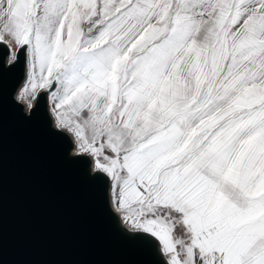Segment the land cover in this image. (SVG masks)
Instances as JSON below:
<instances>
[{
  "label": "snow or ice",
  "instance_id": "obj_1",
  "mask_svg": "<svg viewBox=\"0 0 264 264\" xmlns=\"http://www.w3.org/2000/svg\"><path fill=\"white\" fill-rule=\"evenodd\" d=\"M0 45L156 264H264V0H0Z\"/></svg>",
  "mask_w": 264,
  "mask_h": 264
},
{
  "label": "water",
  "instance_id": "obj_2",
  "mask_svg": "<svg viewBox=\"0 0 264 264\" xmlns=\"http://www.w3.org/2000/svg\"><path fill=\"white\" fill-rule=\"evenodd\" d=\"M7 53L0 46V264H156L113 227L106 182L66 160L45 95L25 118L14 97L24 62L5 67Z\"/></svg>",
  "mask_w": 264,
  "mask_h": 264
},
{
  "label": "bare ground",
  "instance_id": "obj_3",
  "mask_svg": "<svg viewBox=\"0 0 264 264\" xmlns=\"http://www.w3.org/2000/svg\"><path fill=\"white\" fill-rule=\"evenodd\" d=\"M9 59H10V55H9V52H8L6 54V57H5V60H4V64L5 65H8ZM26 71L27 70H26L25 65H24L23 77H22V80L20 81V83L18 84V86H17V88H16V90L14 92V97H15L16 101L18 103H20V105L22 106L24 111L26 113H28V105L30 103L35 105L36 100L32 99L31 101H28L23 96V91L22 90H23L24 85L26 83ZM18 93H21V98L19 100H18V97H17ZM45 99H46V107H47L49 115H50L49 128L51 130L57 131V129L54 127L55 117H54L53 114L50 113V108L52 106L49 104V99H48L47 95H45ZM59 132H62L64 135H66V137L68 139L66 160L76 159V158L81 157V156H73V152H74V150L76 148V145L74 143L75 137L72 134H70V133H65L63 131H59ZM83 157H85L87 159V163H86V165L84 166V168L82 170L81 176L85 177L86 179H92V178H94L96 176H101L102 174H100V175H94L93 174L92 158L88 157L87 155H84ZM107 201H108V206H109V209H110V212H111V221H112L113 227L126 240H128L129 242H132V243H136L137 239L131 234V232L129 230V225L122 222L120 212L115 210L116 206L114 205L113 198L110 196L108 190H107ZM150 256L156 262V257L154 255H152V254H150Z\"/></svg>",
  "mask_w": 264,
  "mask_h": 264
},
{
  "label": "rangeland",
  "instance_id": "obj_4",
  "mask_svg": "<svg viewBox=\"0 0 264 264\" xmlns=\"http://www.w3.org/2000/svg\"><path fill=\"white\" fill-rule=\"evenodd\" d=\"M0 46H2V45H0ZM2 47H4V46H2ZM5 48V47H4ZM6 49V48H5ZM7 51H8V49H6ZM9 52V51H8ZM26 86V83H25V85H24V87ZM25 94L23 93V96H24ZM25 99H27L28 101H31L32 100V98L29 96V97H27V98H25ZM48 99H49V104L52 106V103H51V100H50V98L48 97ZM34 100V99H33ZM54 115V114H53ZM81 158L85 161V162H87V159L85 158V157H83V156H81ZM100 181H103V182H106L105 180H104V178H103V175H101V176H96ZM117 207V206H116Z\"/></svg>",
  "mask_w": 264,
  "mask_h": 264
},
{
  "label": "crops",
  "instance_id": "obj_5",
  "mask_svg": "<svg viewBox=\"0 0 264 264\" xmlns=\"http://www.w3.org/2000/svg\"><path fill=\"white\" fill-rule=\"evenodd\" d=\"M113 203H114V200H113ZM114 205L116 206V204L114 203Z\"/></svg>",
  "mask_w": 264,
  "mask_h": 264
}]
</instances>
